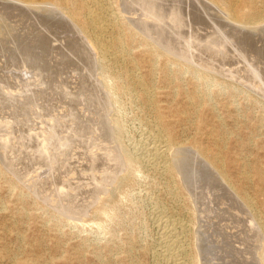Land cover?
I'll return each mask as SVG.
<instances>
[{
  "label": "rangeland",
  "instance_id": "obj_1",
  "mask_svg": "<svg viewBox=\"0 0 264 264\" xmlns=\"http://www.w3.org/2000/svg\"><path fill=\"white\" fill-rule=\"evenodd\" d=\"M128 2H130V0H128ZM169 2L172 3L173 0H169ZM177 2L181 5L182 0H178ZM14 3H15L14 1H10V0H5V1L0 0V96H2L0 97V110H1L0 121L7 123L4 125L0 124V128H2L0 129V134H1L0 137L3 136L4 134H7L6 137H2V139H0V151L2 152V153L0 152L1 154L0 155V216H1L0 217V249L3 247H8L10 249H16L17 247H20L18 246L20 242L18 243L15 240L14 234L21 233L25 237V240L22 242V245L27 250V252L22 254L21 257H26L31 255L35 258H40V261H42L43 264H153L154 262H155L154 264H163L164 254L166 253V246H165L166 239H164L165 234L164 233L160 234V232L165 231V228H162V226H165L164 223L168 221V222H175L176 223L175 228L178 231V233L182 232L180 235L181 244L182 246H184L185 252L183 251L180 257L184 259V261L186 262L185 264H191L193 258H195L197 262L196 264H202V263L220 264L221 261L219 259L221 258V256L223 255L222 257H224L225 255H227L228 250L230 253H232L233 251L232 246L229 247L228 249L229 242L233 243L235 236H237L238 234L239 236L243 235L242 232L243 230H245L244 224L247 223L249 225L251 222V221L249 222V218L247 220L245 219V216L246 215L248 216L249 214L248 213L249 209H246L247 208L246 206L244 208V203L243 201H240L241 198L238 195L239 193H243L246 195L248 194L250 199L253 200L254 206L257 209L256 217L259 218L262 224H264V182L261 181V177L259 175V173H262L264 175V121H262V123L260 124L258 122V118H260V116L264 112L263 107H260V106H264V104H260V103H264V85H263L264 84V61H263L264 36H262L264 35L263 30H260L261 31L260 34L259 31H257L256 33L250 31L249 34L246 32L248 30L243 29L242 31V29H239L238 27H237L238 29L235 28L236 26H233L231 23L230 25L229 22L227 20L225 21V18L222 17L220 14H218L217 11L212 10L210 13L211 9H209L208 12H204V8L201 9L202 7L198 5V8L203 12V15L201 16L196 11V9H193L192 16L194 17L195 22L194 21L192 22V27H190V29H187L188 27H186L185 29L181 28L186 32V34L181 36H178L176 34L170 36L168 35L169 37H167V40L166 38L163 39L164 42L170 41L168 42V44L170 43L169 45L171 47L175 45L176 47L173 48L174 49L177 48L178 49V50L176 49L177 52L179 51V53L181 54L182 52L184 53L183 49L185 48L188 49L187 39H190L194 43L197 41L195 45L199 47L201 46L200 47L201 49L202 47L204 48L202 52L203 54H200L201 58L200 55L199 57H197V54H199V52L195 51V49L194 50L190 49V51L193 53L195 52L196 60L192 57L190 58L189 55L187 56L188 58H183V57H179V58L185 61L188 60L187 61L188 63H190L191 61L192 63H194L196 61V63L200 64L201 68L203 66L204 67L203 69L209 71L207 73L213 74L221 79L229 80L237 87L230 90L231 92L220 91L218 95H216L215 98L212 100V102L215 103L214 109L204 107L201 110V113L197 114L196 112H194L195 107L190 105L191 103L188 100L189 98L187 95V93L190 92L192 89V83L190 81L191 76L189 74L184 75V80H183L184 91L180 90L179 93L175 94V92L178 90V89L176 90V84L171 83L169 80L167 81L163 80L161 74H158L157 80L155 82V91L156 93L160 92V94L156 96V101L159 104L161 112H163L166 115L165 120L170 123L169 125L171 128V133L173 134L175 141L188 145L187 149L186 151L185 150L182 151V154L179 153L180 156H178V154L176 155L175 153H173L174 150L171 149L168 156L164 157L158 162L161 163V161H163L162 164H164L165 161H172V164L177 163L176 165L180 168H177V166L173 164L174 168L176 167L174 180L163 171L162 167L155 168L154 166L155 164L152 163L151 161L149 164L145 162L144 165L140 167L141 169L139 170H136V168L139 165L134 164L135 166H133V168L130 170V181L128 183L124 182L118 186L117 181L119 177L123 176L125 174L124 172H126L127 169L126 164L123 163L124 161L120 160L119 153H121V146L132 152L137 158L140 159L145 158L148 159V161H150L152 160V158L149 159L150 155L148 150H150V148L153 147L154 144L158 145L161 142L157 131L158 129L155 126V122H153V120L155 121L154 113H152V111H150L146 106L141 104L139 100L135 99L134 97H132L130 93L127 92H115V90H113L115 94H118V103L114 104L111 99L112 94L106 88L104 79L101 76L102 70H100V65L97 61L96 56L93 55L92 51L88 48L89 46L87 44L85 46L84 41H82V39L78 37L79 36L78 33L77 34L75 32L69 33L66 30V28L65 29L62 28L64 24L62 21H60L61 18H58L57 16L56 17L51 16L50 14H48V12H45L47 14L42 12L39 13L37 11H34L36 13H33V10L31 11L26 7L24 8V6L20 5L19 3H15L14 5ZM124 3L122 4L123 6L125 5ZM130 4H132V8L134 10L135 8L136 10H138V12L136 11L138 14L141 15V13L144 12L142 6H140L142 3L138 2L137 0H135L134 3L130 2L129 5ZM138 7L140 10L138 9ZM121 8L126 9V6L125 7L121 6ZM134 10H132V12ZM17 13L20 14L18 15ZM23 14L26 15V18L25 16H23ZM218 15H220V17H218ZM7 17L9 20L7 19ZM15 17L18 18V23L16 22L17 19ZM38 17L40 20L38 19ZM200 17L202 19H199ZM52 21H54V25L53 23L52 24L49 23ZM46 23L48 24V26H46L47 25ZM59 23L61 26L59 25ZM196 24L198 27L196 26ZM55 28L56 31L54 33ZM201 28L204 29L201 30ZM178 30L180 31V29L177 27L176 31ZM187 31L189 32L187 33ZM194 31L197 34H195ZM201 31H202V35H201ZM236 31L238 33H236ZM205 33H208L209 36L208 34L205 35ZM216 33L218 36L216 35ZM234 33H236L237 35ZM256 34L259 35L260 37L257 36ZM185 35H187V37ZM230 35L231 37H229ZM249 36L251 37V39ZM182 37H184V39ZM172 38L175 39L172 40ZM20 39L21 41H19ZM80 39H81V43H80ZM205 39L207 40L205 41ZM225 39L226 41H224ZM249 39L252 41L250 42ZM22 40L25 41L23 42ZM75 40H77V42ZM214 40L216 41V43ZM231 41L233 42L231 43ZM242 41H244V43L241 44L240 42ZM180 42L183 45H181ZM206 43H208V45H211V47L208 48V45ZM258 45H260V47ZM140 46L141 45H139L138 43L134 44V51L136 54H140L139 52L142 49V47ZM240 46L243 48H240ZM254 46H256L257 48L256 47L254 48ZM219 47L222 48L220 49ZM65 48L66 50H64ZM78 49H80L79 50L80 53L78 52ZM211 49L213 50L211 51ZM225 49L227 51H225ZM213 51H215V53ZM217 52H220V55L222 54V56L217 54ZM36 53L38 54V56ZM232 53L234 54V56ZM88 55L91 57H89ZM224 56L227 58H225ZM55 58L58 59L57 60L58 62L56 61ZM236 58L239 59L237 60ZM200 59L202 60V62H200L201 61ZM255 59L257 61L259 59V61L257 62ZM158 61L161 62V60ZM221 61H225V65H223L224 62L221 63ZM160 62L157 63L158 66L161 65ZM141 63L142 64H141L140 72L142 74V77L144 78L148 70V67L146 62L142 61ZM216 63H218V65ZM250 63L254 67H252ZM241 69L243 70L245 69V70L243 71ZM262 76L263 78H261ZM247 78L248 80H245ZM253 78H255L254 81ZM109 79H110V84L113 85V83L115 82L113 81V77H110ZM215 88L216 87H214L213 89ZM244 91L253 94L255 97H257L258 101H260L259 102L260 105L253 104L250 101L251 99L248 98L246 94H244ZM213 92H215V90H213ZM105 97L106 100H104ZM51 100H55V101L58 100V102L55 103L54 101ZM91 100H93L94 102ZM88 102L91 104H89ZM99 102H101L100 103L101 105L97 104ZM70 106H72L73 108ZM105 114H107V116ZM102 119L105 120L104 123L101 122ZM95 121H97V123ZM22 122L24 124L26 122L27 125L25 124L24 127V124ZM115 122H117L118 126L121 129V132L119 134V139H117L116 137L117 126ZM108 123L112 124L110 125L111 127L109 128H108L109 126ZM45 125L47 126L46 128ZM85 125H87L88 127L86 126L85 128L84 127ZM153 126L155 127V129ZM60 128L61 130H59ZM103 128L106 131H104ZM110 128H112L114 134ZM82 129L85 131V134ZM222 129L223 132H225L223 134H221ZM102 130L104 131L105 135ZM61 131L63 132L61 133ZM87 131H89L88 132L89 134L86 133ZM108 135L110 138H108ZM145 135L147 137H145ZM6 138H10V139L6 143H3L4 141L3 139ZM44 138H47V143L42 141ZM54 138L56 139L54 140ZM195 141L198 142L203 148H205L210 153L218 152L220 158L223 160L224 170L227 173L230 182L232 183L233 187L236 190H233L231 185H228L222 179V177L220 178L221 175H219V172L216 169L212 168L203 159L200 160L201 158H198L200 157L199 154L197 153L195 155L193 154L195 153V151L193 152V150L189 145H191ZM70 144L72 147L74 146L73 147V149L75 148L74 150L72 149ZM128 144H130L131 146ZM29 145H31V148ZM1 147L3 149H1ZM104 148H105V152H103ZM189 148L191 151L188 150ZM8 151L9 154L8 155L5 154L6 152L8 153ZM98 151L100 153H98ZM15 152L17 155L15 154ZM184 152H186L189 155L187 156V154L186 153L184 154ZM112 153L113 154L117 153V154L113 155ZM90 154L93 155L91 156ZM99 154L100 156H98ZM118 154L119 156L117 157ZM89 155L91 158L89 157ZM101 155L103 157H101ZM183 155L185 158H183ZM42 156H43V160L41 159ZM61 156L62 158H60ZM76 156L78 158H75ZM116 157L117 159L115 160ZM96 158L98 159V161H96L97 160ZM106 158H108L109 161ZM174 158L177 160H175ZM187 158L192 161L190 160L187 161L188 160ZM50 160L53 161L54 163L50 162ZM8 161L10 162L8 163ZM193 161H195L194 162L195 164L192 163ZM184 162H186L187 164H185ZM182 163L184 164L182 165ZM246 163L250 165L248 166L247 170L244 168V165ZM103 164H105L104 165L105 169ZM197 164L198 166H196ZM15 167H17L18 169H16ZM201 167H203L204 169ZM210 167L212 168V170ZM112 168L113 170H115V172H113ZM110 170L112 171V173ZM181 170L182 173L180 172ZM183 173L185 174V176L188 177L184 178ZM25 179L28 182L24 181ZM34 181H36L37 184L36 182L34 183ZM194 183L196 184L195 186L193 185ZM12 184L16 185L19 191L23 192L25 203L16 200L15 193H13L9 187ZM185 186L188 188H186ZM27 187L29 188V190ZM226 187H229L231 192ZM197 191H199V193ZM226 191L228 193L227 195H226ZM211 192H213L214 194ZM36 193L38 195H36ZM195 194H197V196ZM193 196L194 197L196 196L197 198L196 197L194 198ZM223 197L224 199H221ZM219 201L222 202L223 204L219 203ZM228 201H230L232 204ZM35 202H37L38 205L35 204ZM225 202L229 204V206H227ZM61 205H63L65 209H67L68 207V209L65 210L64 208L60 207ZM206 205H208V208ZM198 206L200 207L198 208ZM205 206L207 210L203 208ZM103 207H113L114 208L113 215L103 216L102 222L101 220H95L94 218L95 211L101 210ZM172 208H173V213L171 210ZM213 209L215 210V212ZM242 210L244 211V213L247 212V214L246 213L244 214ZM59 213L61 214L60 216L61 222L58 221L57 218L53 217L54 214H59ZM240 214H243L244 217L243 216L241 217ZM203 218L207 223L204 221ZM241 218H244V220L242 219L241 221L240 220ZM15 219H17L16 224H14ZM197 220H199L201 224ZM243 221H245V223H243ZM218 224L220 225L218 226ZM247 224L246 226H248ZM197 225L199 228L201 227L200 230L202 231L198 230V227L196 228ZM226 226L228 227V229ZM237 226L239 227V229H237L238 228ZM229 228L231 232L229 231ZM218 229L220 230L218 231ZM37 230L40 231L38 232ZM258 230L259 232H261L259 233L260 236L262 237L260 240L261 242L260 241L255 242L256 237L252 239L254 241L252 245L256 246L252 248L253 251H255L256 256H258V253L262 251V248L264 247V236H263L264 231L260 229ZM209 231L210 233H208ZM30 232H32L33 234ZM252 233L253 232H251V234ZM55 234H59L58 239L54 237ZM157 234H160L161 236ZM218 235L219 237H217ZM160 237L163 238L164 240L161 239ZM201 238H203V240ZM218 240L220 241V243ZM37 241H41V246L38 247L37 249L33 248L32 250H30L29 249L30 243L36 244ZM58 241H59V246L58 248H55L54 245ZM196 241L199 244H197ZM201 246L205 248H202ZM160 249H162V251ZM199 250L203 254H201ZM160 257L162 258V260ZM239 258L240 260L242 259L241 257ZM201 259H203L204 261ZM208 259H210V261ZM240 260H238V258L233 257V262H230L228 264H238ZM224 263L227 264L226 262H223V264Z\"/></svg>",
  "mask_w": 264,
  "mask_h": 264
},
{
  "label": "bare ground",
  "instance_id": "obj_2",
  "mask_svg": "<svg viewBox=\"0 0 264 264\" xmlns=\"http://www.w3.org/2000/svg\"><path fill=\"white\" fill-rule=\"evenodd\" d=\"M5 1V0H4ZM10 1H14L15 3H19L20 5L24 6V8H28L31 11L33 10V13H36L34 11L37 12H48V14H50L51 16H57L58 18H61L60 21L63 22V27L62 28H66V30L70 33V32H75L76 34L78 33V37H80L82 39V41H84V44L86 46V44L89 46L88 48L92 51L93 55L96 56L97 61L100 65V70H102L101 76L104 79V83L106 88L109 90V92L112 94L111 99L113 101L114 104L118 103V94H115L113 90H115V92H127L130 93L132 95V97H134L135 99L139 100L141 104H143L144 106H146L150 111H152V113H154V117H155V121L153 120V122H155V126L157 127V131H158V135H159V139L161 140L160 144L155 145L153 147H149L150 150H148L149 152V159L152 158V160L148 161V159H140L137 158L132 152H130L129 150L125 149L123 146H121V153L120 154V160L124 161L123 163L126 164V172H124L125 174L121 177H119L118 179V186L121 185L122 183H128L130 181V170L133 168V166H135L134 164L139 165L136 170L141 169L140 167H142L144 165V163H150L152 161V163H154L155 168H159L162 167L163 171L169 176L171 177L173 180L175 179V169L173 164H177V163H173L172 161H165L164 164H162L163 161H161V163H158L159 160L163 159L164 157L168 156L169 152L171 149L174 150L173 153H175L176 155L178 154V156H180L179 153L182 154V151H186L187 146L183 143L180 142H176L175 138L173 136V134L171 133V128H170V123L167 122L165 120L166 115L161 112V109L159 107V104L156 101V96L160 94V92L156 93L155 91V82L157 80V75L161 74V77L163 80H169L171 83L176 84V92L175 94L179 93L180 90L184 91L183 89V80H184V75L185 74H189L190 77V81L192 83V89L190 92L187 93L188 95V100L190 101V105L195 107V111L197 114L201 113V110L204 107H208V108H213L215 107V103L212 102V100L215 98L216 95H218V93L220 91H229L232 90L233 88L237 87L236 85H234L231 81L229 80H225V79H221L218 78L217 76L207 73L209 71L203 69L204 67L202 66V68L200 67V64L196 63V61L194 63H192V61L190 63H188L187 61L180 59L179 57H183V58H188L187 56L189 55L190 58H194L196 60V55L195 52H191L190 49H195V51L199 52V54H197V57H199L200 54H203V50L204 48L202 47V49L199 46H196L195 43L197 42H193L190 39H187V46L188 49L185 48L184 53L182 52L179 53V51L177 52L176 49H174L173 47H176L175 45H173V47H171L168 42L170 41H166L167 37H169L170 35H184L186 34V32L183 30L186 27H188L187 29H190V27H192V22L194 20V17L192 16L193 14V9H196V11L202 16L203 12L198 8V5H200L203 9L204 8V12H208L209 9L210 13L212 10H215L218 12V14H220L222 17L225 18V21L227 20L229 22V24L231 23L233 26H236L235 28H239V29H243L244 30H248L246 31L247 33L250 34V31L252 32H257L259 31V34L261 33L260 30L264 31V0H182L181 5L176 1L173 0V2H169V0H137L138 2L142 3L140 6H142L143 11L140 14H138V10H135L132 8V4L129 5L130 2L134 3L135 0H130V2H128V0H10ZM3 2V1H2ZM7 2V1H6ZM125 2V3H124ZM168 2V3H167ZM8 3V2H7ZM14 3V5H15ZM125 4L124 6L122 4ZM6 4V3H5ZM12 4V3H11ZM127 4V5H126ZM7 5V4H6ZM139 5V4H138ZM8 6V5H7ZM10 6V5H9ZM17 6V5H16ZM19 6V5H18ZM122 7L126 6V9H122ZM135 6V5H134ZM11 7V6H10ZM13 7V6H12ZM136 7V6H135ZM8 8V7H7ZM14 8V7H13ZM23 8V7H22ZM9 9V8H8ZM20 9V8H19ZM27 9V10H28ZM139 9V7H138ZM17 10V9H16ZM132 10H134L132 12ZM140 10V9H139ZM11 11V10H10ZM30 11V13H31ZM137 11V12H136ZM195 11V10H194ZM17 12V11H16ZM24 12V11H23ZM214 12V11H213ZM212 12V13H213ZM9 13V12H8ZM15 13V12H14ZM26 13V11H25ZM24 13V14H25ZM18 14V13H17ZM20 14V13H19ZM18 14V15H19ZM26 18V15H24ZM47 14V13H45ZM7 15V14H6ZM16 15V14H15ZM35 15V14H34ZM220 15H218V17H220ZM2 16V15H1ZM11 16V15H10ZM41 16V15H39ZM48 16V15H47ZM213 16V15H212ZM215 16V13H214ZM29 17V16H28ZM197 17V16H196ZM217 17V16H216ZM2 18V17H1ZM5 18V17H4ZM10 18V17H9ZM16 18V17H15ZM23 18V17H22ZM35 18V17H34ZM43 18V17H41ZM53 18V17H52ZM8 19V17H7ZM14 19V18H13ZM16 22L18 23V18H16ZM21 19V16H20ZM39 19V17H38ZM51 19V18H50ZM199 19H202L201 17ZM215 19V18H214ZM219 19V18H218ZM217 19V20H218ZM6 20V19H5ZM9 20V19H8ZM29 20V19H28ZM40 20V19H39ZM57 20V19H56ZM198 20V19H197ZM196 20V21H197ZM213 20V19H212ZM20 21V20H19ZM23 21V20H22ZM34 21V20H33ZM47 21V20H46ZM58 21V20H57ZM224 21V20H223ZM224 21V22H225ZM61 22V24H62ZM202 22V21H201ZM227 22V23H228ZM15 23V22H14ZM48 23V22H47ZM46 23V24H47ZM49 23H53L54 25V21L49 22ZM171 23V24H169ZM210 23V22H209ZM219 23V22H218ZM223 23V22H222ZM226 23V24H227ZM23 24V23H21ZM43 24V23H42ZM45 24V23H44ZM216 24V23H215ZM228 24V25H229ZM230 24V25H231ZM56 25V24H55ZM60 25V23H59ZM58 25V26H59ZM195 25V24H194ZM204 25V24H203ZM220 25V24H219ZM222 25V24H221ZM25 26V25H23ZM30 26V25H29ZM48 26V24L46 25ZM61 26V25H60ZM197 26V24H196ZM214 26V25H213ZM40 27V26H39ZM45 27V26H44ZM168 27V28H167ZM177 27L180 29V31H176ZM198 27V26H197ZM32 28V27H31ZM54 28V27H53ZM58 28V27H56ZM56 28L54 30V33L56 31ZM183 28V29H181ZM196 28V27H195ZM221 28V27H220ZM237 28V29H238ZM37 29V28H36ZM35 29V30H36ZM48 29V28H47ZM192 29V28H191ZM194 29V28H193ZM197 29V28H196ZM204 28H201V30ZM217 29V28H216ZM228 29V28H227ZM226 29V30H227ZM234 29V28H233ZM33 30V29H32ZM52 30V28H51ZM60 30V29H59ZM171 30V31H170ZM200 30V28H199ZM219 30V29H218ZM31 31V30H30ZM29 31V32H30ZM34 31V30H33ZM49 31V30H48ZM191 31V30H190ZM197 31V30H196ZM206 31V30H205ZM224 31V30H222ZM228 31V30H227ZM240 31V30H239ZM24 32V31H23ZM47 32V30H46ZM51 32V31H50ZM60 32V31H58ZM189 31H187L188 33ZM195 32V31H194ZM207 32V31H206ZM234 32V31H232ZM21 33V31H20ZM19 33V34H20ZM68 33V34H69ZM74 33V34H75ZM193 33V32H192ZM199 33V32H198ZM204 33V32H203ZM215 33V30H214ZM219 33V32H218ZM223 33V32H222ZM236 33H238L236 31ZM234 33V34H236ZM242 33V32H241ZM263 33V32H262ZM32 34V33H31ZM37 34V33H36ZM52 34V33H51ZM195 34H197L195 32ZM208 33H205V35ZM213 34V33H212ZM254 34V33H253ZM21 35V34H20ZM25 35V34H24ZM41 35V34H40ZM39 35V36H40ZM54 35V34H53ZM60 35V34H58ZM67 35V34H66ZM72 35V34H71ZM169 35V36H168ZM201 35H202V31H201ZM211 35V34H210ZM217 35V33H216ZM220 35V34H219ZM228 35V34H227ZM237 35V34H236ZM235 35V36H236ZM255 35V34H254ZM257 35V34H256ZM262 35V34H261ZM42 36V35H41ZM187 37V35H185ZM191 36V34H190ZM209 36V34H208ZM213 36V35H212ZM218 36V35H217ZM253 36V35H252ZM259 36V35H257ZM264 36V35H262ZM22 37V36H20ZM65 37V36H64ZM67 37V36H66ZM71 37V36H70ZM195 37V36H193ZM216 37V36H215ZM214 37V38H215ZM220 37V36H219ZM231 37V35L229 36ZM242 37V36H241ZM240 37V38H241ZM245 37V36H244ZM250 37V36H249ZM260 37V36H259ZM34 38V37H31ZM72 38V37H71ZM75 38V37H74ZM166 38V42L163 41V39ZM184 39V37H182ZM181 38V39H182ZM192 38V37H191ZM198 38V37H197ZM226 38V37H225ZM253 38V37H252ZM19 39V38H18ZM28 39V38H27ZM26 39V40H27ZM30 39V38H29ZM69 39V38H68ZM77 39V38H76ZM79 39V38H78ZM81 39H80V43H81ZM169 39V38H168ZM175 38H172V40ZM178 39V38H177ZM201 39V38H200ZM208 39V38H207ZM205 39V41L207 40ZM211 39V38H210ZM234 39V38H233ZM248 39V36H247ZM251 39V37H250ZM249 39V40H250ZM260 39V38H259ZM16 40V39H15ZM31 40V39H30ZM58 40V39H57ZM64 40V38H63ZM72 40V39H71ZM195 40V39H194ZM199 40V39H198ZM209 40V39H208ZM255 40V39H254ZM257 40V39H256ZM261 40V39H260ZM21 41V39L19 40ZM23 41V40H22ZM25 41V40H24ZM23 41V42H24ZM35 41V40H33ZM37 41V40H36ZM73 41V40H72ZM77 42V40H75ZM180 41V40H179ZM183 41V40H182ZM215 41V40H214ZM226 41V39L224 40ZM236 41V40H235ZM245 41V40H244ZM244 41L240 42L241 44L244 43ZM252 40H250L251 42ZM259 41V40H258ZM256 41V42H258ZM18 42V41H17ZM38 42V41H37ZM41 42V41H40ZM45 42V41H44ZM71 42V41H69ZM172 42V41H171ZM221 42V41H220ZM233 41H231L232 43ZM237 42V41H236ZM246 42V41H245ZM27 43V41H26ZM31 43V42H29ZM28 43V44H29ZM54 43V42H53ZM64 43V42H63ZM74 43V42H73ZM138 43L139 45H141L140 47H142V49L140 50V54H136L134 51V44ZM181 43V42H180ZM216 43V41H215ZM226 43V42H225ZM247 43V42H246ZM249 43V42H248ZM261 43V42H260ZM27 44V45H28ZM44 44V43H43ZM76 44V43H75ZM79 44V43H78ZM208 45V43H206ZM210 44V43H209ZM223 44V43H222ZM227 44V43H226ZM253 44V43H252ZM256 44V43H255ZM26 45V46H27ZM35 45V43H34ZM48 45V44H47ZM46 45V46H47ZM58 45V44H57ZM60 45V43H59ZM70 45V44H69ZM80 45V44H79ZM181 45H183L181 43ZM198 45V44H197ZM200 45V44H199ZM218 45V42H217ZM239 45V44H238ZM254 45V44H253ZM40 46V45H39ZM51 46V44H50ZM62 46V45H61ZM71 46V45H70ZM81 46V45H80ZM83 46V45H82ZM179 46V45H178ZM177 46V47H178ZM233 46V45H230ZM229 46V47H230ZM237 46V44H236ZM248 46V45H247ZM257 46V45H256ZM254 46V48L256 47ZM260 47V45H258ZM69 47V46H68ZM205 47V46H204ZM211 45H208V48H210ZM213 47V46H212ZM228 47V46H227ZM251 47V46H249ZM35 48V47H34ZM59 48V47H58ZM74 48V47H72ZM207 48V47H206ZM215 48V47H214ZM218 48V47H217ZM220 48V47H219ZM222 48V47H221ZM220 48V49H221ZM239 48V47H238ZM240 48H243L240 46ZM239 48V49H240ZM257 48V47H256ZM24 49V47H23ZM46 49V48H45ZM55 49V47H54ZM60 49V48H59ZM58 49V50H59ZM62 49V48H61ZM70 49V48H69ZM236 49V48H235ZM245 49V48H244ZM260 49V48H259ZM40 50V49H39ZM66 50V48L64 49ZM74 50V49H73ZM77 50V49H76ZM80 49H78L79 52ZM86 50V49H85ZM209 50V49H208ZM213 49H211L212 51ZM230 50V49H229ZM249 50V49H247ZM28 51V50H27ZM46 51V50H45ZM48 51V50H47ZM84 51V50H83ZM89 51V52H91ZM224 51V50H223ZM225 51H227L225 49ZM239 51V50H238ZM244 51V50H243ZM242 51V52H243ZM34 52V51H32ZM55 52V50H54ZM59 52V51H58ZM71 52V51H70ZM76 52V51H75ZM87 52V51H86ZM205 52V51H204ZM207 52V51H206ZM210 52V51H209ZM215 53V51H213ZM221 52V51H220ZM220 52H217V54L220 55ZM247 52V51H246ZM252 52V51H251ZM257 52V51H256ZM42 53V52H41ZM60 53V52H59ZM65 53V52H64ZM80 53V52H79ZM226 53V52H225ZM230 53V52H229ZM237 53V52H236ZM253 53V52H252ZM251 53V54H252ZM37 54V53H36ZM57 54V52H56ZM67 54V53H66ZM74 54V53H72ZM78 54V53H77ZM86 54V53H85ZM224 54V53H223ZM233 54V53H232ZM244 54V53H243ZM248 54V53H247ZM256 54V53H255ZM60 55V54H59ZM84 55V53H83ZM92 55V56H93ZM211 55V54H210ZM215 55V54H214ZM228 55V54H227ZM240 55V54H239ZM38 56V54H37ZM44 56V55H43ZM51 56V55H49ZM89 56V55H88ZM222 56V54L220 55ZM234 56V54H233ZM251 56V55H250ZM249 56V57H250ZM260 56V55H259ZM263 56V55H262ZM25 57V56H24ZM40 57V56H39ZM60 57V56H59ZM91 57V56H89ZM215 57V56H214ZM217 57V55H216ZM225 57V56H224ZM231 57V56H230ZM42 58V55H41ZM40 58V59H41ZM86 58V57H85ZM94 58V57H93ZM95 58V59H96ZM201 58V55H200ZM206 58V57H205ZM211 58V57H210ZM227 58V57H225ZM243 58V57H242ZM241 58V60H242ZM245 58V57H244ZM262 58V57H261ZM260 58V59H261ZM38 59V58H37ZM46 59V58H45ZM43 59V60H45ZM54 59V57H53ZM56 59V58H55ZM60 59V58H59ZM90 59V58H89ZM217 59V58H216ZM237 59V58H236ZM239 59V58H238ZM237 59V60H238ZM246 59V58H245ZM251 59V58H250ZM253 59V58H252ZM264 59V58H263ZM58 59H56L57 61ZM88 60V59H87ZM158 60H161L158 61ZM201 60V59H200ZM219 60V59H218ZM256 60V59H255ZM22 61V60H21ZM62 61V60H61ZM85 61V60H84ZM144 61L147 63V67L148 70L146 72L145 77H142V74L140 72L141 69V62ZM214 61V60H213ZM212 61V62H213ZM226 61V60H225ZM225 61H221L224 62L223 65H225ZM230 61V60H229ZM234 61V60H233ZM245 61V60H244ZM252 61V60H251ZM250 61V62H251ZM257 61V60H256ZM259 61V59H258ZM257 61V62H258ZM264 61V60H263ZM14 62V61H13ZM31 62V61H30ZM55 62V61H54ZM58 62V61H57ZM160 62V66L157 65V63ZM202 62V60L200 61ZM210 62V61H209ZM217 62V61H216ZM228 62V61H227ZM236 62V61H235ZM3 63V62H2ZM1 63V64H2ZM33 63V62H32ZM35 63V62H34ZM91 63V62H89ZM261 63V61H260ZM6 64V63H4ZM8 64V63H7ZM15 64V63H14ZM42 64V63H41ZM96 64V63H95ZM205 64V63H204ZM212 64V63H211ZM215 64V63H214ZM218 65V63H216ZM234 64V63H232ZM240 64V63H239ZM238 64V65H239ZM251 64V63H250ZM249 64V65H250ZM16 65V64H15ZM57 65V64H56ZM263 65V64H262ZM9 66V65H8ZM26 66V65H25ZM213 66V65H212ZM252 66V64H251ZM3 67V66H2ZM6 67V66H4ZM48 67V66H47ZM219 67V66H218ZM254 67V66H252ZM258 67V66H257ZM44 68V67H43ZM221 68V67H220ZM226 68V67H224ZM232 68V67H231ZM236 68V67H235ZM238 68V66H237ZM259 68V67H258ZM263 68V67H262ZM3 69V68H2ZM31 69V68H29ZM34 70V69H33ZM43 70V69H42ZM41 70V71H42ZM229 70V69H228ZM243 70V69H241ZM245 70V69H244ZM243 70V71H244ZM252 70V69H251ZM240 71V70H239ZM257 71V70H256ZM47 72V71H46ZM10 73V72H9ZM238 73V72H237ZM247 73V72H245ZM257 73V72H256ZM96 74V73H95ZM231 74V73H230ZM42 75V74H41ZM246 75V74H245ZM22 76V75H21ZM35 76V75H34ZM89 76V75H87ZM243 76V75H242ZM248 76V75H247ZM10 77V76H9ZM86 77V76H85ZM110 77H113V81H115L112 84H110ZM245 77V76H244ZM253 77V76H252ZM5 78V77H4ZM29 78V77H28ZM249 78V77H248ZM245 79V80H248ZM257 78V77H256ZM263 78V76L261 77ZM260 78V79H261ZM10 79V78H9ZM255 78H253L254 81ZM35 81V80H34ZM87 81V80H86ZM252 81V80H251ZM250 81V82H251ZM257 81V80H256ZM263 81V80H261ZM6 82V81H5ZM29 82V81H28ZM31 82V81H30ZM48 82V81H47ZM64 82V81H63ZM90 82V81H89ZM94 82V81H93ZM21 83V82H20ZM37 83V82H36ZM88 83V82H87ZM91 83V82H90ZM98 83V82H97ZM256 83V82H255ZM30 84V83H29ZM60 84V83H59ZM31 85V84H30ZM62 85V84H61ZM88 85V84H87ZM99 85V84H98ZM97 85V86H98ZM264 85V84H263ZM38 86V85H37ZM93 86V85H92ZM4 87V86H3ZM10 87V86H9ZM68 87V86H67ZM87 87V86H86ZM95 87V86H94ZM214 87H216L215 89H213ZM23 88V87H22ZM47 88V87H46ZM60 88V86H59ZM89 88V87H88ZM92 88V87H91ZM2 89V88H1ZM4 89V88H3ZM11 89V88H10ZM19 89V88H18ZM45 89V88H44ZM70 89V88H69ZM215 90V92H213V90ZM13 90V89H12ZM41 90V89H40ZM102 90V89H101ZM8 91V90H7ZM30 91V90H29ZM35 91V89H34ZM83 91V90H82ZM99 91V90H98ZM28 92V91H27ZM70 92V91H69ZM35 93V92H34ZM33 93V94H34ZM40 93V92H39ZM66 93V92H65ZM74 93V92H72ZM71 93V95H72ZM77 93V92H76ZM75 93V94H76ZM84 93V92H83ZM82 93V94H83ZM90 93V92H89ZM16 94V93H15ZM98 94V93H97ZM101 94V93H100ZM104 94V93H103ZM166 94V93H164ZM244 94H246L248 96V98H250L251 102L253 104H259L260 101H258L257 97H255L253 94H250L248 92L244 91ZM10 95V94H9ZM35 95V94H34ZM16 96V95H15ZM14 96V97H15ZM84 96V95H83ZM82 96V97H83ZM88 96V94H87ZM91 96V94H90ZM99 96V95H98ZM106 96V94H105ZM2 97V96H0ZM4 97V96H3ZM36 97V96H35ZM46 97V95H45ZM79 97V96H78ZM86 97V96H85ZM5 98V97H4ZM11 98V97H10ZM26 98V96H25ZM101 98V97H100ZM104 98V97H103ZM32 99V98H31ZM43 99V96H42ZM56 99V98H55ZM89 99V98H88ZM91 99V98H90ZM260 99V98H259ZM103 100V99H102ZM106 100V97L105 99ZM3 101V100H2ZM34 101V100H33ZM54 101L55 103L58 102L55 100H51ZM60 101V100H59ZM87 101V100H85ZM93 101V100H91ZM90 101V102H91ZM97 101V100H96ZM16 102V101H15ZM32 102V100H31ZM37 102V101H36ZM35 102V103H36ZM53 102V103H54ZM94 102V101H93ZM107 102V101H106ZM21 103V102H20ZM26 103V102H24ZM23 103V104H24ZM30 103V102H29ZM40 103V102H38ZM43 103V102H42ZM89 103V102H88ZM101 102L97 103L100 104ZM105 103V102H104ZM103 103V105H104ZM110 103V102H109ZM17 104V103H16ZM49 104V103H47ZM52 104V103H51ZM71 104V103H70ZM91 104V103H89ZM108 104V103H107ZM106 104V105H107ZM111 104V103H110ZM238 104V103H237ZM260 104H264V103H260ZM259 104V105H260ZM56 105V104H55ZM101 105V104H100ZM20 106V104H19ZM50 106V105H49ZM99 106V105H98ZM40 107V106H39ZM45 107V106H44ZM72 107V106H70ZM69 107V108H70ZM263 107L264 106H260ZM49 108V107H48ZM51 108V107H50ZM54 108V107H53ZM52 108V109H53ZM68 108V109H69ZM73 108V107H72ZM101 108V107H100ZM107 108V107H106ZM105 108V109H106ZM19 109V108H18ZM71 109V108H70ZM77 109V108H76ZM3 110V109H2ZM22 110V109H21ZM97 110V109H96ZM1 111V110H0ZM29 111V109H28ZM47 111V110H46ZM92 111V110H91ZM23 112V111H21ZM67 112V111H66ZM36 113V112H35ZM64 113V112H63ZM107 113V112H106ZM45 114V113H44ZM58 115V114H57ZM107 116V114H105ZM35 116V115H34ZM115 117V116H114ZM3 118V117H2ZM32 118V117H31ZM59 118V117H58ZM70 118V117H69ZM108 118V117H107ZM65 119V118H63ZM148 119V118H147ZM6 121V120H5ZM90 121V119H89ZM92 121V120H91ZM100 121V120H99ZM105 120L102 119L101 122L104 123ZM262 121H264V112L262 113V115L260 116V118H258V122L259 124L262 123ZM28 122V120H27ZM69 122V121H68ZM80 122V121H79ZM82 122V121H81ZM97 123V121H95ZM23 123V122H22ZM21 123V124H22ZM39 123V122H38ZM67 123V121H66ZM84 123V121H83ZM82 123V124H83ZM107 123V122H106ZM149 123V122H148ZM0 124L4 125L7 124L6 122L0 121ZM24 124V123H23ZM26 124V122H25ZM24 124V127H25ZM53 124V123H52ZM81 124V123H80ZM88 124V123H87ZM109 124V123H108ZM117 128H116V137L117 139H119V134L121 132L120 127L118 126L117 122H115ZM151 124V123H150ZM27 125V124H26ZM32 125V124H31ZM84 125V124H83ZM82 125V127H83ZM93 125V124H91ZM109 124L108 128L111 127ZM16 126V125H15ZM36 126V125H35ZM59 126V125H58ZM71 126V125H70ZM87 125H85L84 127L86 128ZM96 126V125H94ZM93 126V127H94ZM105 126V125H104ZM142 126V125H141ZM23 127V126H21ZM47 126L45 125V128ZM57 127V126H56ZM88 127V126H87ZM154 127V126H153ZM11 128V127H10ZM15 128V127H14ZM42 128V126H41ZM81 128V126H80ZM2 129V128H0ZM76 129V128H75ZM79 129V128H78ZM84 129V128H83ZM82 129V130H83ZM90 129V128H89ZM92 129V127H91ZM104 129V128H103ZM112 131V128H110ZM155 129V127H154ZM46 130V129H45ZM58 130V129H57ZM61 130V128L59 129ZM69 130V127H68ZM101 130V129H100ZM180 130V129H178ZM84 131V130H83ZM99 131V130H97ZM103 131V130H102ZM104 131H106L104 129ZM103 131V133H104ZM149 131V130H148ZM155 131V130H154ZM222 133L223 129L221 130ZM18 132V130H17ZM33 132V131H32ZM36 132V131H35ZM63 131H61L62 133ZM75 132V131H74ZM89 131H87L86 133H88ZM93 132V131H92ZM110 132V131H109ZM113 132V131H112ZM126 132V130H125ZM9 133V132H8ZM47 133V132H46ZM52 133V132H51ZM55 133V132H54ZM67 133V130H66ZM102 133V134H103ZM148 133V132H147ZM146 133V134H147ZM152 133V132H151ZM65 134V133H64ZM85 134V131H84ZM89 134V133H88ZM114 134V132H113ZM1 135V134H0ZM63 135V134H62ZM76 135V134H75ZM98 135V134H97ZM105 135V133H104ZM148 135V134H147ZM7 134H4L3 136L0 137V139H2V137H6ZM14 136V135H12ZM34 136V135H32ZM36 136V135H35ZM41 136V135H40ZM57 136V135H56ZM55 136V137H56ZM66 136V135H65ZM79 136V135H78ZM90 136V135H89ZM88 136V137H89ZM99 136V135H98ZM107 136V135H106ZM111 136V134H110ZM126 136V135H125ZM152 136V134H151ZM10 137V136H9ZM43 137V135H42ZM45 137V136H44ZM70 137V135H69ZM74 137V136H73ZM77 137V136H76ZM75 137V138H76ZM82 137V136H81ZM100 137V136H99ZM145 137H147L145 135ZM157 137V136H156ZM12 138V137H11ZM32 138V137H31ZM36 138V137H35ZM80 138V137H78ZM104 138V136H103ZM108 138L109 135H108ZM140 138V137H139ZM10 138H6L3 139V143H6ZM20 139V138H19ZM56 138H54L55 140ZM88 139V138H87ZM237 139V138H236ZM31 140V139H30ZM41 140V139H40ZM83 140V139H82ZM112 140V137H111ZM142 140V139H141ZM144 140V139H143ZM43 142L47 143V138H44L42 140ZM71 141V140H70ZM85 141V140H84ZM83 141V142H84ZM116 141V140H115ZM153 141V140H152ZM187 141V140H186ZM13 142V141H12ZM42 142V143H43ZM49 142V141H48ZM76 142V141H75ZM93 142V141H92ZM100 142V141H99ZM102 142V141H101ZM104 142V141H103ZM110 142V141H109ZM113 142V141H111ZM159 142V141H158ZM11 143V142H10ZM33 143V142H32ZM81 143V142H80ZM79 143V144H80ZM86 143V142H85ZM149 143V141H148ZM39 144V143H38ZM53 144V143H52ZM95 144V142H94ZM111 144V143H110ZM116 144V143H115ZM132 144V143H131ZM15 145V144H14ZM19 145V144H18ZM69 145V143H68ZM76 145V144H74ZM81 145V144H80ZM84 145V144H83ZM97 145V144H96ZM109 145V144H108ZM114 145V144H113ZM130 145V144H128ZM148 145V144H147ZM146 145V146H147ZM16 146V145H15ZM31 148V145H29ZM61 146V145H60ZM71 146V144H70ZM91 146V145H90ZM99 146V145H98ZM131 146V145H130ZM139 146V145H138ZM191 147V149L193 150V152L195 151V153H193L194 155L197 153L200 155L201 158L200 160H204L207 164H209L212 168L216 169L219 172L220 178L222 177V179L228 184L231 185L233 190H236L232 183L230 182V179L227 175V173L224 170V163L223 160L220 158V155L217 153H210L208 152L205 148H203L198 142H193L191 145H189ZM20 147V146H19ZM36 147V146H35ZM39 147V146H38ZM47 147V146H46ZM54 147V146H53ZM67 147V146H66ZM72 147V146H71ZM74 147V146H73ZM72 147V149H73ZM76 147V146H75ZM88 147V146H87ZM100 147V146H99ZM110 147V146H109ZM23 148V147H22ZM21 148V149H22ZM40 148V147H39ZM45 148V147H44ZM70 148V147H69ZM93 148V147H92ZM111 148V147H110ZM115 148V147H114ZM139 148V147H138ZM1 149H3L1 147ZM11 149V147H10ZM27 149V148H26ZM46 149V148H45ZM67 149V148H66ZM71 149V150H72ZM75 149V148H74ZM73 149V150H74ZM83 149V148H82ZM98 149V148H97ZM107 149V148H106ZM32 150V149H31ZM37 150V149H36ZM49 150V149H48ZM51 150V149H50ZM64 150V149H63ZM69 150V149H68ZM88 150V149H87ZM190 150V148L188 149ZM10 151V150H9ZM6 152L5 154H9ZM34 151V149H33ZM32 151V152H33ZM40 151V150H39ZM47 151V150H46ZM67 151V150H66ZM96 151V150H95ZM143 151V149H142ZM191 151V150H190ZM1 152V151H0ZM13 152V151H12ZM22 152V151H21ZM28 152V151H27ZM26 152V153H27ZM42 152V150H41ZM50 152V151H49ZM91 152V151H90ZM97 152V151H96ZM105 152V148L104 151ZM112 152V151H111ZM110 152V153H111ZM115 152V151H113ZM146 152V150H145ZM2 153V152H1ZM31 153V152H29ZM64 153V152H63ZM79 153V152H78ZM98 153H100L98 151ZM172 153V154H173ZM186 152H184L185 154ZM11 154V153H10ZM16 154V152H15ZM19 154V152H18ZM51 154V153H49ZM54 154V153H53ZM73 154V153H72ZM113 154V153H112ZM117 153H114L113 155H115ZM119 154L117 155V157L119 156ZM146 154V153H145ZM171 154V153H170ZM187 154V153H186ZM1 155V154H0ZM17 155V154H16ZM25 155V154H24ZM32 155V154H31ZM59 155V154H58ZM64 155V154H63ZM67 155V154H66ZM76 155V154H75ZM82 155V154H81ZM91 155V154H90ZM89 155V157H90ZM93 155V154H92ZM91 155V156H92ZM108 155V153H107ZM111 155V154H110ZM140 155V154H139ZM147 155V154H146ZM174 155V154H173ZM189 154H187L188 156ZM192 155V154H191ZM251 155V154H250ZM15 156V155H14ZM26 156V155H25ZM78 156V155H77ZM75 158H78V157ZM87 156V155H86ZM100 156V154L98 155ZM105 156V155H104ZM245 156V155H244ZM2 157V156H1ZM8 157V156H6ZM19 157V156H18ZM49 157V155H48ZM59 157V156H58ZM101 157H103L101 155ZM117 157L115 158V160L117 159ZM145 157V156H144ZM190 157V156H189ZM197 157V156H196ZM62 158V156L60 157ZM59 158V159H60ZM66 158V157H65ZM64 158V159H65ZM71 158V157H70ZM85 158V157H84ZM91 158V157H90ZM173 158V157H172ZM182 158V157H180ZM183 158L184 155H183ZM195 158V157H192ZM246 158V157H245ZM19 159V158H18ZM43 160V156L41 158ZM73 159V158H72ZM97 159V158H96ZM108 161L109 159L106 158ZM112 159V158H111ZM175 159V158H174ZM179 159V158H178ZM188 159V158H187ZM20 160V159H19ZM23 160V159H22ZM45 160V158H44ZM71 160V159H70ZM93 160V159H92ZM177 160V159H175ZM190 159H188L187 161H189ZM195 160V159H194ZM15 161V159H14ZM36 161V160H34ZM33 161V162H34ZM69 161V160H68ZM67 161V162H68ZM98 161V159L96 160ZM156 161V162H153ZM192 161V160H190ZM10 161H8L9 163ZM47 162V161H46ZM50 162H53L50 160ZM58 162V161H57ZM66 162V161H64ZM115 162V161H114ZM180 162V161H178ZM183 162V161H182ZM195 161H193L192 163H194ZM17 163V162H16ZM32 163V162H31ZM35 163V162H34ZM54 163V162H53ZM93 163V162H92ZM95 163V161H94ZM104 163V162H103ZM117 163V162H116ZM139 163V164H138ZM185 164H187L186 162H184ZM182 163V165L184 164ZM197 163V162H196ZM3 164V163H2ZM21 164V163H20ZM36 164V163H35ZM43 164V163H42ZM45 164V162H44ZM52 164V163H50ZM60 164V162H59ZM58 164V165H59ZM107 164V163H105ZM103 164V166L105 165ZM190 164V163H188ZM195 164V163H194ZM28 165V164H27ZM30 165V164H29ZM38 165V164H37ZM92 165V164H91ZM179 165V163H178ZM192 165V164H190ZM57 166V165H55ZM115 166V165H113ZM112 166V167H113ZM177 166V165H176ZM195 166V165H194ZM192 166V167H194ZM198 166V164L196 165ZM248 166H250L248 163H246L244 165V168L247 170ZM38 167V166H36ZM35 167V168H36ZM87 167V166H86ZM89 167V165H88ZM97 167V166H96ZM145 167V166H144ZM182 167V166H181ZM188 167V166H186ZM200 167V165H199ZM206 167V165H205ZM208 167V166H207ZM210 167V168H211ZM5 168V167H4ZM7 168V167H6ZM12 168V167H11ZM16 169H18L17 167H15ZM14 168V169H15ZM20 168V167H19ZM26 168V167H25ZM29 168V167H28ZM110 168V167H108ZM106 168V169H108ZM177 168H180L177 166ZM203 168V167H201ZM211 168V170H212ZM21 169V168H20ZM97 169V168H96ZM105 169V166H104ZM199 169V168H198ZM197 169V170H198ZM204 169V168H203ZM8 170V169H7ZM10 170V169H9ZM22 170V169H21ZM29 170V169H28ZM27 170V171H28ZM58 170V169H57ZM113 170V168H112ZM180 170V169H179ZM184 170V169H183ZM191 170V169H190ZM195 170V169H194ZM18 171V170H17ZM54 171V170H53ZM87 171V169H86ZM111 171V170H110ZM201 171V170H200ZM199 171V172H200ZM205 171V170H203ZM23 172V171H22ZM26 172V171H25ZM55 172V171H54ZM93 172V171H92ZM105 172V171H104ZM113 172H115V170H113ZM182 173V170L180 171ZM193 172V171H192ZM195 172V171H194ZM207 172V171H206ZM215 172V171H214ZM19 173V172H18ZM58 173V172H57ZM90 173V172H89ZM94 173V172H93ZM112 173V171H111ZM191 173V172H190ZM246 173V172H245ZM21 174V173H20ZM27 174V173H25ZM83 174V173H82ZM180 174V173H179ZM188 174V173H187ZM197 174V173H196ZM203 174V173H202ZM216 174V173H215ZM247 174V173H246ZM15 175V174H14ZM17 175V174H16ZM184 178L188 177L185 176V174L183 173ZM195 175V174H194ZM260 177H261V181L264 182V175L262 173H259ZM13 176V174H12ZM19 176V175H18ZM27 176V175H26ZM54 176V175H53ZM57 176V175H55ZM94 176V175H93ZM191 176V175H190ZM17 177V176H16ZM34 177V176H33ZM50 177V175H49ZM48 177V178H49ZM96 177V176H95ZM105 177V176H104ZM182 177V176H181ZM202 177V176H201ZM214 177V176H213ZM218 177V176H217ZM25 178V177H24ZM22 178V179H24ZM81 178V177H80ZM109 178V177H108ZM205 178V177H204ZM37 179V178H36ZM40 179V178H39ZM181 179V178H180ZM183 179V178H182ZM195 179V178H192ZM207 179V178H206ZM218 179V178H217ZM35 180V179H34ZM43 180V179H42ZM50 180V179H49ZM189 180V179H188ZM26 181V179L24 180ZM32 181V180H31ZM162 181V180H161ZM198 181V180H197ZM219 181V180H218ZM28 182V181H26ZM33 182V181H32ZM36 181H34L35 183ZM51 182V181H50ZM116 182V181H115ZM163 182V181H162ZM176 182V181H174ZM183 182V180H182ZM181 182V183H182ZM189 182V181H188ZM192 182V181H191ZM10 183V182H9ZM23 183V182H22ZM31 183V182H29ZM33 183V184H34ZM43 183V182H42ZM47 183V182H46ZM199 183V182H198ZM215 183V182H214ZM37 184V182H36ZM39 184V183H38ZM116 184V183H115ZM224 184V183H223ZM42 185V184H40ZM189 185V184H188ZM194 186L196 185L195 183L193 184ZM38 186V185H37ZM104 186V185H103ZM184 186V185H183ZM191 186V185H190ZM202 186V185H201ZM214 186V185H213ZM216 186V185H215ZM10 189L12 190L13 193H15L16 195V200L18 201H22L25 203V198H24V194L22 191H19L16 187V185L12 184L9 186ZM32 187V186H31ZM36 187V185H35ZM186 187V186H185ZM184 187V188H185ZM205 187V186H204ZM28 188V187H27ZM38 188V187H37ZM43 188V187H42ZM188 188V187H186ZM207 188V187H206ZM210 188V187H209ZM229 189V187H226ZM36 189V188H35ZM40 189V188H39ZM37 189V190H39ZM64 189V188H63ZM176 189V188H175ZM190 189V188H189ZM215 189V188H214ZM217 189V188H216ZM223 189V188H222ZM227 189V190H228ZM29 190V188H28ZM36 190V191H37ZM193 190V189H192ZM198 190V189H197ZM221 190V189H220ZM32 191V190H31ZM195 191V190H194ZM204 191V190H203ZM202 191V192H203ZM207 191V190H206ZM209 191V190H208ZM230 191V189H229ZM63 192V191H62ZM190 192V191H189ZM199 193V191H197ZM231 192V191H230ZM229 192V193H230ZM193 193V192H192ZM213 193V192H211ZM217 193V192H216ZM239 193V191H238ZM214 194V193H213ZM227 191H226V195H227ZM36 195H38L36 193ZM175 195V194H174ZM197 196V194H195ZM200 195V194H199ZM225 195V196H226ZM239 197L241 198L240 201H243L244 203V208L245 206L247 207L246 209H249L248 211V216L245 219L247 220L249 218V222L250 224L246 226V224H244L245 230H243V235L239 236V234L237 236H235V239L233 241V243L229 242L228 244V249L229 247L232 246V253L229 252L228 250V254L225 255L224 257L221 256V258L219 259L221 262L220 264H223V262H226L227 264L230 262H233V257L234 258H238V260H240L239 257H241L242 259L240 260V262L238 264H264V247L262 248V251H260L258 253V256H256L255 251H253L252 248L256 247L253 246L252 243H254V241L252 239H254V237H256V241L255 242H259L261 240V236L259 233V230H263L264 231V224H262L259 220V218L256 217L257 215V209L254 206V202L252 199H250V197L248 196V194H243V193H239L238 194ZM195 196V197H196ZM219 196V194H218ZM217 196V197H218ZM230 196V195H229ZM194 197V196H193ZM194 197V198H195ZM199 197V196H198ZM197 198V197H196ZM203 198V197H202ZM207 198V197H206ZM210 198V197H209ZM213 198V197H212ZM236 198V197H235ZM205 199V198H204ZM221 199H224L221 198ZM228 199V198H227ZM206 200V199H205ZM210 200V199H209ZM214 200V199H213ZM217 200V199H216ZM238 200V199H236ZM194 201V200H192ZM196 201V199H195ZM199 201V200H198ZM203 201V200H202ZM207 201V200H206ZM218 201V200H217ZM222 201V200H221ZM232 201V200H231ZM234 201V200H233ZM97 202V201H96ZM215 202V201H214ZM227 202V201H226ZM225 202V203H226ZM230 202V201H228ZM202 203V202H201ZM219 203H222L219 201ZM231 203V202H230ZM35 204L38 205L37 202H35ZM193 204V203H192ZM199 204V203H198ZM203 204V203H202ZM207 204V203H206ZM223 204V203H222ZM227 204V203H226ZM232 204V203H231ZM154 205V204H153ZM197 205V204H196ZM216 205V204H215ZM218 205V204H217ZM241 205V204H240ZM68 206V205H67ZM208 208V205H206ZM206 206L203 207L206 209ZM210 206V205H209ZM214 206V205H213ZM224 206V205H223ZM227 206H229V204H227ZM226 206V207H227ZM232 206V205H231ZM230 206V207H231ZM235 206V205H234ZM233 206V207H234ZM60 207L64 208L63 205H61ZM157 207V206H156ZM155 207V209H156ZM165 207V206H164ZM163 207V208H164ZM197 207V206H196ZM200 206H198L199 208ZM239 207V205H238ZM241 207V206H240ZM154 208V207H153ZM158 208V207H157ZM223 208V207H222ZM243 208V209H244ZM44 209V208H43ZM65 209V208H64ZM68 209V207H67ZM65 209V210H67ZM71 209V208H70ZM166 209V208H165ZM197 209V208H196ZM195 209V212H196ZM211 209V208H210ZM229 209V208H227ZM232 209V208H231ZM235 209V208H234ZM237 209V208H236ZM2 210V209H1ZM45 210V209H44ZM114 208L113 207H103L101 210L95 211L94 213V218L95 220H101V222L103 221V216H112L113 215V211ZM153 210V209H152ZM163 210V209H162ZM172 213H173V208L171 209ZM214 210V209H213ZM217 210V209H216ZM238 210V209H237ZM235 210V211H237ZM240 210V209H239ZM64 211V210H63ZM160 211V210H159ZM164 211V210H163ZM204 211V210H203ZM247 211V210H246ZM157 212V211H156ZM161 212V211H160ZM202 212V211H200ZM209 212V211H208ZM215 212V210H214ZM220 212V211H219ZM224 212V211H223ZM222 212V213H223ZM226 212V211H225ZM240 212V211H239ZM242 212L244 213V211L242 210ZM241 212V213H242ZM47 213V212H46ZM198 213V212H197ZM196 213V214H197ZM206 213V212H204ZM247 214V212H245ZM244 213V214H245ZM69 214V213H68ZM151 214V213H150ZM163 214V213H161ZM184 214V213H183ZM199 214V213H198ZM230 214V213H229ZM232 214V213H231ZM239 214V213H238ZM236 214V215H238ZM204 215V214H203ZM207 215V214H206ZM226 215V214H225ZM235 215V216H236ZM241 217L244 215L240 214ZM15 216V215H14ZM61 214H54L53 217L57 218L58 221L61 222V218H60ZM151 216V215H150ZM173 216V215H172ZM178 216V215H177ZM202 216V214H201ZM205 216V215H204ZM223 216V215H222ZM1 217V216H0ZM63 217V216H62ZM155 217V216H154ZM163 217V216H162ZM216 217V216H215ZM214 217V218H215ZM219 217V216H217ZM229 217V216H228ZM238 217V216H237ZM253 217V218H252ZM65 218V216H64ZM68 218V217H67ZM164 218V217H163ZM197 218V217H196ZM205 218V217H204ZM203 218V219H204ZM209 218V217H208ZM227 218V217H225ZM233 218V217H232ZM240 218V217H239ZM70 219V218H69ZM91 219V218H90ZM165 219V218H164ZM178 219V218H177ZM181 219V218H180ZM191 219V218H190ZM200 219V218H199ZM202 219V217H201ZM218 219V218H217ZM223 219V218H221ZM242 219L244 220V218H241L240 220L242 221ZM17 219H15V223ZM158 220V219H157ZM160 220V219H159ZM171 220V219H170ZM173 220V219H172ZM179 220V219H178ZM177 220V221H178ZM208 220V219H207ZM216 220V219H215ZM219 220V219H218ZM225 220V219H223ZM236 220V219H234ZM233 220V222H234ZM245 220V221H246ZM13 221V222H14ZM181 221V220H180ZM199 222V220H197ZM196 221V222H197ZM202 221V220H200ZM205 221V219H204ZM203 221V222H204ZM210 221V220H209ZM208 221V222H209ZM245 221H243V223H245ZM160 222V221H159ZM158 222V223H159ZM165 222V221H164ZM179 222V221H178ZM206 222V221H205ZM212 222V220H211ZM215 222V221H214ZM227 222V221H226ZM225 222V223H226ZM240 222V221H239ZM47 223V222H45ZM83 223V222H82ZM90 223V220H89ZM200 223V222H199ZM207 223V222H206ZM216 223V222H215ZM218 223V222H217ZM242 223V224H243ZM68 224V223H67ZM66 224V225H67ZM84 224V223H83ZM160 224V223H159ZM165 226H162V228H165V231L163 229L164 232H160L165 234V238L166 239V253L164 254V263L163 264H185L186 262L184 261L183 258H181V253H183L184 251V246H182L181 244V233H178V231L176 230L175 226L176 223L175 222H166L164 223ZM162 224V225H164ZM201 224V223H200ZM214 224V223H212ZM231 224V223H230ZM236 224V223H235ZM238 224V223H237ZM19 225V224H18ZM86 225V224H85ZM89 225V224H88ZM205 225V224H203ZM209 225V224H208ZM220 224H218L219 226ZM223 225V224H222ZM228 225V224H227ZM234 225V224H233ZM241 225V224H240ZM80 226V224H79ZM82 226V225H81ZM159 226V225H158ZM243 226V225H242ZM179 227V225H178ZM198 227V225L196 226V228ZM212 227V226H211ZM227 227V226H226ZM236 227V226H235ZM238 227V226H237ZM21 228V227H19ZM34 228V227H33ZM52 228V227H51ZM50 228V229H51ZM195 228V230H196ZM201 228V227H200ZM200 228L198 227V230H200ZM206 228V227H205ZM213 228V227H212ZM225 228V227H224ZM234 228V227H233ZM35 229V228H34ZM226 229V228H225ZM228 229V227H227ZM239 229V227L237 228ZM49 230V229H48ZM204 230V228H203ZM211 230V229H210ZM216 230V228H215ZM220 229H218L219 231ZM236 230V229H235ZM241 230V229H240ZM33 231V230H32ZM38 231V230H37ZM40 231V230H39ZM38 231V232H39ZM54 231V230H53ZM57 231V230H56ZM65 231V230H64ZM70 231V230H69ZM180 231V230H179ZM202 231V230H200ZM213 231V230H212ZM225 231V230H223ZM230 231V228H229ZM228 231V232H229ZM67 232V231H66ZM189 232V231H188ZM205 232V231H204ZM221 232V231H220ZM231 232V231H230ZM229 232V233H230ZM234 232V231H233ZM251 232H253L251 234ZM32 233V232H30ZM210 233V231L208 232ZM207 233V234H208ZM236 233V232H235ZM33 234V233H32ZM157 234V235H160ZM199 234V233H198ZM231 234V233H230ZM241 234V232H240ZM224 235V234H223ZM234 235V234H233ZM15 236V240L19 243L16 249H10L8 247H3L0 249V264H43L42 261H40V258H35L31 255L26 256V257H21L22 254L26 253L27 250L26 248L22 245V242L25 240V237L21 234V233H16L14 234ZM161 236V235H160ZM264 236V235H263ZM41 237V236H40ZM51 237V236H50ZM55 238H59V234H55L54 235ZM164 237V236H163ZM186 237V236H185ZM200 237V236H199ZM219 237V235L217 236ZM43 238V237H42ZM161 238V237H160ZM227 238V237H226ZM41 239V238H40ZM155 239V238H154ZM163 239V238H161ZM163 239V240H164ZM203 240V238H201ZM223 239V238H222ZM160 240V239H159ZM158 240V241H159ZM185 240V239H183ZM199 240V239H198ZM214 240V239H213ZM212 240V241H213ZM228 240V239H227ZM250 242H249V241ZM155 241V240H154ZM200 241V240H199ZM219 241V240H218ZM231 241V240H230ZM165 242V241H164ZM163 242V243H164ZM184 242V241H183ZM197 242V241H196ZM201 242V241H200ZM261 242V241H260ZM158 243V242H157ZM188 243V242H187ZM220 243V241H219ZM231 243V244H230ZM196 244V243H195ZM197 244H199L197 242ZM202 244V243H201ZM215 244V243H214ZM218 244V243H217ZM216 244V245H217ZM222 244V242H221ZM204 245V244H203ZM213 245V244H212ZM220 245V244H219ZM256 245V244H255ZM258 245V243H257ZM41 246V241H37L36 244H32L30 243L29 249L32 250L37 249L38 247ZM59 246V241L55 243L54 247L58 248ZM196 246V245H195ZM227 246V244H226ZM224 246V247H226ZM253 246V247H252ZM260 246V245H259ZM258 246V247H259ZM202 247V246H201ZM257 247V249H258ZM200 248V247H199ZM205 248V247H202ZM214 248V246H213ZM261 248V247H260ZM208 249V248H207ZM206 249V250H207ZM224 249V248H223ZM162 251V249H160ZM159 250V251H160ZM198 250V249H197ZM204 250V249H203ZM213 250V249H212ZM260 250V249H259ZM188 251V250H187ZM217 251V250H216ZM222 251V250H221ZM220 251V252H221ZM152 252V251H150ZM185 252V251H184ZM200 252V250H199ZM211 252V251H210ZM213 252V251H212ZM235 252V255H234ZM201 254H203L202 252H200ZM205 253V251H204ZM217 253V252H216ZM157 254V253H156ZM152 255V254H151ZM160 255V254H159ZM158 255V256H159ZM213 256V255H212ZM219 256V255H218ZM201 257V255H200ZM203 257V256H202ZM209 257V256H208ZM161 258V257H160ZM191 258V257H190ZM216 258V257H215ZM152 259V258H151ZM159 259V258H158ZM204 259V258H203ZM201 259V260H203ZM53 260V259H51ZM162 260V258H161ZM210 261V259H208ZM156 261V260H154ZM204 261V260H203ZM201 262V261H200ZM236 262V261H235ZM238 262V261H237ZM152 263V260H151ZM155 263V262H154ZM153 263V264H154ZM159 263V260H158ZM162 263V261H161ZM196 260L195 258H193L192 263L191 264H196ZM203 264V263H202ZM225 264V263H224Z\"/></svg>",
  "mask_w": 264,
  "mask_h": 264
}]
</instances>
